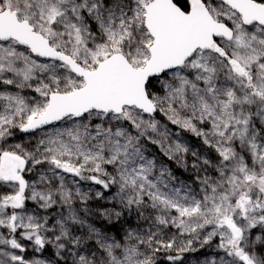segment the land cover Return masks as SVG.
<instances>
[{
    "label": "snow or ice",
    "instance_id": "obj_1",
    "mask_svg": "<svg viewBox=\"0 0 264 264\" xmlns=\"http://www.w3.org/2000/svg\"><path fill=\"white\" fill-rule=\"evenodd\" d=\"M214 240L264 264V0H0V264Z\"/></svg>",
    "mask_w": 264,
    "mask_h": 264
},
{
    "label": "trees",
    "instance_id": "obj_2",
    "mask_svg": "<svg viewBox=\"0 0 264 264\" xmlns=\"http://www.w3.org/2000/svg\"><path fill=\"white\" fill-rule=\"evenodd\" d=\"M184 136L190 140L193 147H199V141L195 137L191 136L190 133H184ZM19 137H20V134L18 133L17 137L13 139V143L20 142ZM81 186H82L83 191H89V189L91 188L93 194L97 189H99V186L91 185L90 182H81ZM100 203H106V202L101 201ZM93 206H95V202H93ZM215 244H216V241L214 240L211 243V245L206 246L205 248L200 249L199 251L185 253L184 254L185 264H190L192 262V260L198 256L197 252H200V251H202L203 254H208L207 255L208 257L212 256V259H218L219 255H223V253L218 252V250L215 247ZM28 254L31 255V248L29 249ZM49 254H50V252L46 251L44 253V258H47ZM165 264H167V262H165Z\"/></svg>",
    "mask_w": 264,
    "mask_h": 264
},
{
    "label": "rangeland",
    "instance_id": "obj_3",
    "mask_svg": "<svg viewBox=\"0 0 264 264\" xmlns=\"http://www.w3.org/2000/svg\"><path fill=\"white\" fill-rule=\"evenodd\" d=\"M197 253L198 256L194 258L190 264H207L208 261L212 260V256L208 257V254H203L202 251Z\"/></svg>",
    "mask_w": 264,
    "mask_h": 264
}]
</instances>
